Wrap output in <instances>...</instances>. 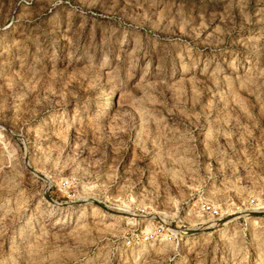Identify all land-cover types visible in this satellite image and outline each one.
<instances>
[{
	"label": "rangeland",
	"instance_id": "rangeland-1",
	"mask_svg": "<svg viewBox=\"0 0 264 264\" xmlns=\"http://www.w3.org/2000/svg\"><path fill=\"white\" fill-rule=\"evenodd\" d=\"M0 264H264V0H0Z\"/></svg>",
	"mask_w": 264,
	"mask_h": 264
},
{
	"label": "built area",
	"instance_id": "built-area-1",
	"mask_svg": "<svg viewBox=\"0 0 264 264\" xmlns=\"http://www.w3.org/2000/svg\"><path fill=\"white\" fill-rule=\"evenodd\" d=\"M200 211L203 215L209 216L212 219H215L216 216H218V210L214 206L207 203H202Z\"/></svg>",
	"mask_w": 264,
	"mask_h": 264
}]
</instances>
